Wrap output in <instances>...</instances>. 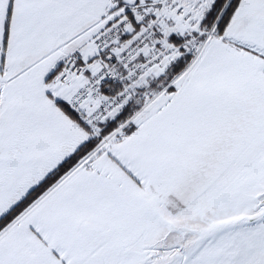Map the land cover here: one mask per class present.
Wrapping results in <instances>:
<instances>
[{
    "label": "snow or ice",
    "instance_id": "obj_1",
    "mask_svg": "<svg viewBox=\"0 0 264 264\" xmlns=\"http://www.w3.org/2000/svg\"><path fill=\"white\" fill-rule=\"evenodd\" d=\"M0 264H264V0H0Z\"/></svg>",
    "mask_w": 264,
    "mask_h": 264
}]
</instances>
